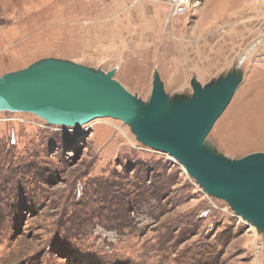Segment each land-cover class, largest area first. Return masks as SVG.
Wrapping results in <instances>:
<instances>
[{"label":"rangeland","instance_id":"1","mask_svg":"<svg viewBox=\"0 0 264 264\" xmlns=\"http://www.w3.org/2000/svg\"><path fill=\"white\" fill-rule=\"evenodd\" d=\"M0 0V79L47 62L112 76L168 108L242 58L206 146L264 152V0ZM0 264H264L260 230L120 119L51 124L0 109Z\"/></svg>","mask_w":264,"mask_h":264},{"label":"water","instance_id":"2","mask_svg":"<svg viewBox=\"0 0 264 264\" xmlns=\"http://www.w3.org/2000/svg\"><path fill=\"white\" fill-rule=\"evenodd\" d=\"M240 62L209 97L172 108L160 93L157 72L150 99L142 107L112 78L115 69L102 74L70 63H40L0 79V109L29 111L66 126L99 117L120 119L144 145L176 159L206 194L224 198L264 240V152L231 160L204 146L231 99Z\"/></svg>","mask_w":264,"mask_h":264},{"label":"built area","instance_id":"3","mask_svg":"<svg viewBox=\"0 0 264 264\" xmlns=\"http://www.w3.org/2000/svg\"><path fill=\"white\" fill-rule=\"evenodd\" d=\"M172 11L174 13H179L181 10H183V6L184 4H186L188 2V0H172ZM183 5V6H182Z\"/></svg>","mask_w":264,"mask_h":264},{"label":"bare ground","instance_id":"4","mask_svg":"<svg viewBox=\"0 0 264 264\" xmlns=\"http://www.w3.org/2000/svg\"><path fill=\"white\" fill-rule=\"evenodd\" d=\"M244 59H245V57H244ZM243 58L241 59V62L244 60ZM240 62V63H241ZM241 65V64H240ZM240 68V66L238 67V69ZM208 136V135H207ZM207 138V137H206ZM205 142H206V139H205ZM205 142H204V146H206V144H205ZM206 147H208V146H206ZM209 149H211L210 147H208ZM185 169V168H184ZM186 171V170H185ZM187 173V172H186ZM188 175V174H187ZM255 227V226H254ZM257 228V227H256Z\"/></svg>","mask_w":264,"mask_h":264}]
</instances>
